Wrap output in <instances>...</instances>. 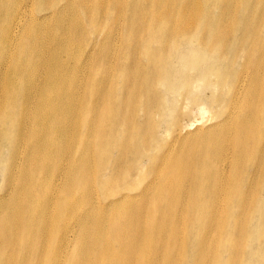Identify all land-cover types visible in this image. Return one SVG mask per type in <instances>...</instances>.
Masks as SVG:
<instances>
[{"label": "bare ground", "instance_id": "bare-ground-1", "mask_svg": "<svg viewBox=\"0 0 264 264\" xmlns=\"http://www.w3.org/2000/svg\"><path fill=\"white\" fill-rule=\"evenodd\" d=\"M122 1L0 0V264H264V0Z\"/></svg>", "mask_w": 264, "mask_h": 264}, {"label": "rangeland", "instance_id": "rangeland-1", "mask_svg": "<svg viewBox=\"0 0 264 264\" xmlns=\"http://www.w3.org/2000/svg\"><path fill=\"white\" fill-rule=\"evenodd\" d=\"M133 1L134 2H136L137 0H123L120 4H119V7L118 8H116V12H115V15L113 16V18L116 20V16H118V18L120 17V16H122L123 15V9H122V7L123 6H125V9H126V16H127V13H128V18H130V15L132 14L133 16H134V20H136V21H139L140 23H146L147 25H150L151 26V28H153L154 27V30H160L161 32H160V34H162V37H166V35H167V30L163 27V26H157V27H155V23L157 22L156 21V19L154 18V12H157V11H159V8H157V7H151L149 4H150V0H147V1H143L141 4H139V3H134L133 4ZM174 2L173 3H177V4H182V6H183V8H185V5H187L183 0H173ZM230 1L231 0H223L222 1V4H223V6L224 7H226L227 5H230ZM21 2V7L23 6V4H24V2H22V1H20ZM108 2H109V0H108ZM37 5V4H36ZM35 5V6H36ZM218 3H216V4H212V5H210L209 7L210 8H206V7H204L205 6V4H203L202 3V5L201 4H199V5H197L196 7H198L199 9H201L202 8V11L204 12V11H208V10H210V12L213 14V15H215V16H213L212 18L215 20H212L211 21V23H210V25L208 26V28L207 29H209V28H213L214 30H215V28H216V26H217V21H218V17H219V15H218V13H219V8H218ZM34 6V8H33V10L34 11H36L37 9H36V7ZM151 8H150V7ZM57 7H58V5H57ZM148 12H151L152 14H151V17H150V19H146V16H147V14H148ZM42 13H45L44 11H42ZM41 13V14H42ZM159 13V12H158ZM40 14V15H41ZM168 14V12H166V15ZM39 15V16H40ZM125 16V17H126ZM51 19H52V22H55L56 20H57V17L56 18H50L49 20L51 21ZM235 19H237V17L235 18ZM234 19V20H235ZM230 20H232V17L231 16H227V21L229 22ZM50 21H48L47 23H45L44 24V26L47 28V31L49 30V28H50V24L48 25V23L50 22ZM118 21H120V20H118ZM125 21V20H124ZM197 22H198V24L197 25H199L200 27L203 25V23L202 22H204V15H203V13L201 12L200 13V15H199V17H198V19H197ZM237 25V21L235 20V23H234V25L232 26V29L235 27ZM154 30H150V31H148L147 33H152ZM155 33H157V32H155ZM232 34V33H231ZM231 34H228V36L229 37H231ZM97 36L99 37V38H103V36H104V33L103 32H99L98 34H97ZM227 36V37H228ZM145 39H147V40H149V37H146ZM179 41H184V39H186V41H187V43H189V45H192V46H196L197 44H198V39L197 38H195V37H193V36H188L187 38H184V37H182V36H178V38H177ZM70 51H71V53H73L74 55L75 54H77L78 53V47L76 46V44L75 45H71L70 44V48H68ZM98 49V46L96 47V50ZM6 57L7 56H5V58L4 59H6ZM196 59V58H195ZM198 59V58H197ZM210 59V61H214V59H212V58H209ZM195 64V62L194 61H190L189 62V66H186V68L188 69V70H191V69H193V65ZM114 73H115V71L114 70H112V75L114 76ZM85 75V74H84ZM216 75L217 74H211V78H212V82H213V84H212V87L213 88H211V89H208V90H206L207 92H211L213 89H215V87H217V86H215L214 85V82H216L217 80H218V78H219V76L217 75V77H216ZM82 78V77H81ZM167 79L166 78H162V82L163 83H167ZM156 86H158L159 88H161V89H163V87H166L167 85L166 84H160V83H156L155 84ZM204 86H205V83L204 82H202V81H199L198 82V84H197V86L195 87V88H193L194 90H196V91H202V90H204L203 88H204ZM179 90H180V88H181V90L182 89H186L185 88V86L184 85H180V86H178L177 87ZM204 97V96H203ZM206 99V98H205ZM207 101L208 102H206V104L207 105H209L210 104V101H209V99H207ZM200 102H203L204 103V101L201 99L200 100ZM177 108H182V102H179L178 104H177ZM159 137H162V135H160ZM73 138V136L71 135V134H68L66 137H65V139H64V144H65V146L66 145H68L70 142H71V139ZM140 143H142L144 146H147V145H149V143L151 142V140L150 139H148V138H142L140 141H139ZM143 147V146H142ZM155 151H152V152H150L149 154H152V153H154Z\"/></svg>", "mask_w": 264, "mask_h": 264}]
</instances>
